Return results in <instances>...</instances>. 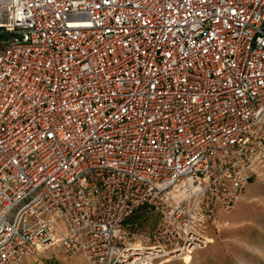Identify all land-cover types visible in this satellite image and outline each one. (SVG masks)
<instances>
[{"label":"built area","instance_id":"obj_1","mask_svg":"<svg viewBox=\"0 0 264 264\" xmlns=\"http://www.w3.org/2000/svg\"><path fill=\"white\" fill-rule=\"evenodd\" d=\"M263 163L264 0H0V264L180 258Z\"/></svg>","mask_w":264,"mask_h":264},{"label":"rangeland","instance_id":"obj_2","mask_svg":"<svg viewBox=\"0 0 264 264\" xmlns=\"http://www.w3.org/2000/svg\"><path fill=\"white\" fill-rule=\"evenodd\" d=\"M256 171L236 206L229 213L221 212L217 221L209 225V237L214 241L193 252L188 264H264V163ZM144 216L141 208L130 222L151 229L155 216ZM77 256L81 253L67 255L58 245H52L21 264H76L72 258ZM166 259L163 264H187L179 258L165 262Z\"/></svg>","mask_w":264,"mask_h":264},{"label":"crops","instance_id":"obj_3","mask_svg":"<svg viewBox=\"0 0 264 264\" xmlns=\"http://www.w3.org/2000/svg\"><path fill=\"white\" fill-rule=\"evenodd\" d=\"M61 226H63L64 227V225L62 224V222H59L58 224H57V230H56V232L57 233H64V231H65V227H64V231H62V232H60L59 231V229H61ZM58 235V234H57ZM59 235H61V234H59ZM76 255V254H75ZM72 259H74L73 261L76 263V264H89L88 262H87V260L85 259V257L81 254V256H77L76 258L75 257H73Z\"/></svg>","mask_w":264,"mask_h":264},{"label":"bare ground","instance_id":"obj_4","mask_svg":"<svg viewBox=\"0 0 264 264\" xmlns=\"http://www.w3.org/2000/svg\"><path fill=\"white\" fill-rule=\"evenodd\" d=\"M60 236V235H58ZM214 239L210 238V242H213ZM46 249L42 250L45 251ZM172 258V257H171ZM171 258H167L165 262L171 260ZM179 259H181L182 261H184V263H190L193 260V253H185L182 257H180Z\"/></svg>","mask_w":264,"mask_h":264}]
</instances>
